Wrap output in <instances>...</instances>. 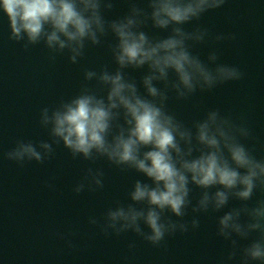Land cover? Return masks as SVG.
I'll use <instances>...</instances> for the list:
<instances>
[{
	"label": "clouds",
	"instance_id": "1",
	"mask_svg": "<svg viewBox=\"0 0 264 264\" xmlns=\"http://www.w3.org/2000/svg\"><path fill=\"white\" fill-rule=\"evenodd\" d=\"M116 3L0 0L8 39L23 51L42 46L49 62L64 57L70 65L80 64L90 48L106 47L110 56L108 64L83 68L71 95L39 110L37 125L47 139H17L0 157L20 168L43 165L62 146L73 161L88 165L72 187L76 196L104 189V170L93 167L98 161L143 177L132 181L126 202L88 218L105 238L131 233L164 248L211 214L215 236L226 244L217 264H264V138L244 114L194 105L202 115L186 121L169 108L170 100L189 102L245 78L238 66L219 62V47H211L206 60L196 51L236 41L235 33L199 25L228 0H124L127 11L110 18ZM55 179L45 187L55 190ZM76 235L71 227L55 233L70 250ZM135 249L130 242L128 253Z\"/></svg>",
	"mask_w": 264,
	"mask_h": 264
},
{
	"label": "water",
	"instance_id": "2",
	"mask_svg": "<svg viewBox=\"0 0 264 264\" xmlns=\"http://www.w3.org/2000/svg\"><path fill=\"white\" fill-rule=\"evenodd\" d=\"M126 11L124 0H117L108 15L115 18ZM199 25L214 34H236L232 43L201 46L196 51L206 60L211 47H219V62L238 66L245 78L211 93H197L189 102L170 100L169 108L186 121L202 115L194 105L244 114L255 133L264 138V0H228L222 9L205 14ZM8 36V20L0 14V153L14 147L17 139H47L37 125L39 110L77 90L83 68L110 63L106 47L88 49L78 65H70L64 57L49 62L42 46L25 52ZM130 75L139 79L140 73ZM87 166L73 161L62 146L43 165L20 168L0 157V264H217L225 254L226 244L215 236L217 217L211 214L199 217L198 230L167 239L164 248H152L131 233L105 238L88 224V218L98 217L117 200L126 202L125 192L132 181L143 177L98 161L93 167L104 170V189L76 196L72 187ZM52 177L55 190L45 187ZM192 195L195 202L199 190ZM191 218V213L185 217ZM69 227L77 232L74 250L55 236ZM132 241L136 243L134 255L127 250Z\"/></svg>",
	"mask_w": 264,
	"mask_h": 264
}]
</instances>
